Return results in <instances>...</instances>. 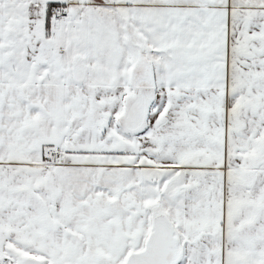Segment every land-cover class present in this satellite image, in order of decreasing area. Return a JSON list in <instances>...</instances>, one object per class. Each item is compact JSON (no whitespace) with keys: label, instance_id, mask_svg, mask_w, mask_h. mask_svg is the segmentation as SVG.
I'll use <instances>...</instances> for the list:
<instances>
[{"label":"snow or ice","instance_id":"1","mask_svg":"<svg viewBox=\"0 0 264 264\" xmlns=\"http://www.w3.org/2000/svg\"><path fill=\"white\" fill-rule=\"evenodd\" d=\"M0 264H264V0H0Z\"/></svg>","mask_w":264,"mask_h":264}]
</instances>
